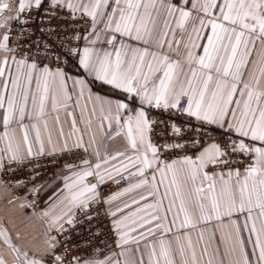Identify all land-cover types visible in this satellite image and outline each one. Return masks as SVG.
<instances>
[{
    "label": "snow or ice",
    "instance_id": "obj_1",
    "mask_svg": "<svg viewBox=\"0 0 264 264\" xmlns=\"http://www.w3.org/2000/svg\"><path fill=\"white\" fill-rule=\"evenodd\" d=\"M45 3L47 8L44 7ZM33 9L43 10L49 16L65 12L73 23L79 19L81 27L88 31L74 35L72 39L86 40L88 43L83 47L82 54L78 48L71 46L68 52L78 57L84 72L127 94L125 100L138 97L141 108L125 119L122 111L130 110L128 103L117 100L113 112L112 102L106 101L108 116L105 119L109 120L110 128L114 123L116 135L124 138L125 151L101 156L98 148L89 153V147L79 140L75 142L74 148H83L95 160L81 156L79 163L65 164L67 171L60 174L62 187L49 198L47 208L39 212L46 223L40 245L16 243L22 240L20 233L17 231L13 236L7 227L0 225V240L14 254V264H121L119 259L113 260V256L124 255L125 246L129 244H135L139 251L141 240L149 248V264H176V250L170 241L163 238L150 241L149 238L155 237L157 232L163 237L171 231V227L166 226L169 213L172 214L171 225L183 213L180 228L190 226V206L187 199H181L179 209L174 212V201L170 202L163 209L162 216L160 213L163 198L168 194L167 188L164 197L142 205L141 201H147L159 191L156 175H152L151 181L146 178L149 170L160 173V184L164 183L167 173H172L171 183L176 185L177 198L181 196L178 177L184 185L191 184L198 195L203 189L196 186L197 180L201 183L208 181V191L212 193L211 203L207 204L202 199L195 201L199 219L207 221L213 216L220 219L235 213L244 214L243 224L233 222L235 236L229 243L227 255L232 257V264H264V0H0V29H4L0 33V123L5 129L0 140L6 141L5 147L0 149V172L5 169L15 171L12 165L21 168L34 156L46 154L39 125H26L25 120L39 121L42 118L50 80L58 82L65 99L69 98L65 89L66 81L71 77L60 68L53 70L48 64L42 63L47 56L39 53L33 55L27 41H13L10 22L28 25ZM25 12L29 13L28 18H23ZM161 18L162 32L158 31ZM176 30L182 34L188 32L182 60H173L163 51L165 44L169 51L173 43L180 45L181 41L174 39ZM19 31L23 33L28 29L21 28ZM48 31L54 30L49 28ZM169 32L173 40L167 39ZM204 39L206 44L197 43ZM97 43L108 47L97 50L94 47ZM138 45H154L157 51L150 52L149 47ZM51 47L47 46L46 51ZM198 48H202L203 54L196 51ZM257 49L259 60L255 63L260 66L259 75L253 71L245 80L247 65L254 63L250 57ZM56 61H59V56H56ZM146 61L149 74L142 71ZM153 62L157 67H154ZM185 65L187 72L184 71ZM157 72L161 74L157 76ZM86 84L85 79L73 80V85L80 87L81 95ZM182 101L186 103L182 104ZM29 102L32 111H29ZM143 105L165 112L178 109L186 113L188 118H194L202 124L217 125L221 130H226L224 135L234 133L236 138L226 142L223 147L213 143L195 157L186 155L182 159L161 164L158 148L150 137L153 129ZM13 125L22 130L20 142H15ZM29 127L35 130L34 140H30ZM44 127L47 130L46 123ZM171 130L176 134L181 133V128L174 124ZM47 142L52 143L51 132L48 133ZM91 143H96L95 137ZM165 146L173 149L184 147L180 143ZM62 150L72 151L67 140ZM237 153L248 154L253 161L243 172L230 167L234 163L231 157ZM47 155L54 156L56 152L53 149ZM111 162H118V165ZM210 165L229 167L226 172L209 175L206 169ZM130 177H136L138 182H130L123 191L114 193L106 200L102 199L101 185L108 182L119 184L120 180ZM22 183L17 181L15 186ZM0 184L7 186L3 181ZM149 185L155 191H149L147 195L141 193L139 199L133 197L130 203L125 201L122 207L117 205L107 213L113 218V230L117 237L115 243L122 249L120 253L105 256L103 260L89 258L85 254L67 255L78 246L64 243L71 239L65 235L68 231L65 225L75 227L77 222L82 223L76 219L78 213L91 220L94 217L89 213L93 205H112L125 194ZM32 194H35V190ZM8 203H13V199H9ZM20 206L27 209L37 205L31 201ZM254 211L256 218L260 219L259 227L253 217ZM244 230L249 233L247 240L243 237ZM176 239L179 245L180 238ZM248 243L252 246L250 250L247 248ZM94 251L99 252L100 249ZM178 252L181 258L185 256L183 245H179ZM204 252H207V247ZM191 256L192 264H196L194 250ZM0 264H7L2 256ZM125 264H144V261L134 259L125 261ZM183 264H188L187 260H183Z\"/></svg>",
    "mask_w": 264,
    "mask_h": 264
},
{
    "label": "crops",
    "instance_id": "obj_2",
    "mask_svg": "<svg viewBox=\"0 0 264 264\" xmlns=\"http://www.w3.org/2000/svg\"><path fill=\"white\" fill-rule=\"evenodd\" d=\"M175 2V0H174ZM7 15V13H5ZM191 23V22H190ZM173 28L175 25L173 24ZM4 29H0V33H3ZM158 31H163V23L162 18L158 21ZM189 32L191 28L189 26ZM103 36L101 39L103 40ZM168 40H173L172 33L169 32L167 36ZM174 39L176 41H181L180 45L177 46L173 43L172 50L169 51L167 44L163 49L164 52L168 53L173 60L183 59V53L185 51L184 44L188 40V32L181 33L179 30H176ZM88 42L86 40H82V44L80 47V53L82 54L83 47ZM198 44H206V39L197 41ZM141 47H149V51H157L155 46H143ZM97 50L101 48H107L108 46L105 44L97 43L94 46ZM177 50L179 55L177 54ZM199 54L202 53V48L196 49ZM150 60V58H148ZM254 63L247 65V71L244 74V79L247 80L250 73L256 71V74L259 75V64L255 63L259 60V49L253 53L250 57ZM147 62L142 69L144 74L148 73ZM154 67H157L156 63L153 62ZM53 70L57 69L56 67L50 66ZM184 71L187 72V65L184 66ZM65 72V71H64ZM68 77L66 81V92L68 95V99H65L64 92H62L59 88L58 82H52L50 80L49 85V93L48 99L45 102V109L42 118L37 120H25L26 125H30L32 123H37L40 127L41 136L45 140V152L46 154L51 152L53 149L55 152L63 151V145L65 140H67L68 146L70 149L74 148V144L76 141H81L83 145L89 147L90 153L95 149H99L101 156L105 154H115L117 151H125L126 142L122 136L116 135V126L113 123V126L109 127V120L105 119L108 116V104L106 101H111L113 104V112L115 102L117 100L128 103L129 111H122L123 117L126 119L129 115H133L134 111L139 110L141 108V103L138 97L134 100L132 97H128L125 100V96L127 94L122 93L120 90L114 89L111 85L104 83L101 80H97L94 76L89 75L84 72L82 67L80 66L79 71H68L65 72ZM161 73L157 72L156 75H160ZM75 79H85L87 84L83 95L80 94V87L78 85H73V80ZM155 79V77H152ZM151 87V85H149ZM32 90H35V84L32 85ZM238 98V97H237ZM53 99H55V107H53ZM144 107V105H143ZM2 111V110H0ZM29 111L31 109V103L29 102ZM231 119V117H229ZM73 121H75V127H73ZM47 124V130L44 125ZM123 123V121H122ZM217 126V125H216ZM13 129H15V142L22 141V130L17 126L13 125ZM61 130L63 131V135H61ZM5 129L0 123V136H3ZM51 132L52 135V143L49 144L47 142L48 133ZM29 137L30 140H34L35 130L29 127ZM95 137V144H92V138ZM213 144V143H211ZM208 144L204 146L199 152H201L205 147L210 146ZM6 145L5 140H0V149L4 148ZM258 146V145H257ZM198 152V154H199ZM129 154H131L129 152ZM183 158V157H182ZM182 158H173L169 161H160L163 163H170L173 160H179ZM90 159L95 160L94 156H90ZM79 163V162H76ZM117 163L118 162H111ZM246 168V167H245ZM244 168V169H245ZM244 169H239L243 172ZM135 171V169H132ZM228 169H214L206 171L209 175H214L220 173L221 171L226 172ZM67 169L65 165L60 167L53 175L46 178L45 180L40 181L35 187L40 195V205L35 208H22L20 205L22 200L14 199V196L5 186L0 184V225H3L8 228V230L15 236V233L18 231L22 237L21 241H15L16 243H23L25 246L31 245H40L42 243L44 232L46 229V223L39 216V212L41 209H45L48 206L49 198L53 197L54 194L62 187V179L61 173L66 172ZM156 175V182L158 184L159 191L156 196L149 197L147 201H141V204L145 203H154L159 200L161 197H164L165 189H168V194L163 198V206L161 210V215L163 216V209H166L170 202L174 201L173 211H177L179 209L180 200L187 199L190 212L192 213V221L191 225L185 228H180V223L183 220V213L179 214V219L176 221L174 225H171L170 222L172 220V214L168 215V223L166 226L171 227V231L166 235L161 237V233L157 232L155 237H150V241H158L160 238H163L165 241H170L172 244V248L176 250L175 252V261L176 264H183V260H187L188 264H192V256L191 253L194 250L196 254V264H221L223 260V264H232V257L227 255V249L229 243L235 236V228L234 223L237 222L240 224L244 223V214L235 213L231 217L222 216L220 219H216L213 216L210 220H201L199 219V213L195 209V201L197 199L204 200L205 203H211L212 193L208 191V181H201L198 179L196 182V186L201 187L203 191L198 195L195 193L194 188L191 184L184 185L181 178H177L178 182L181 183V196L179 198L176 197V185H173L172 173H167L164 178V183L160 184L161 175L159 172L153 173L151 170L146 172V178L151 181L152 175ZM125 176L128 175L127 172L124 173ZM91 179V178H90ZM217 179V191L219 190V177ZM136 183V177H130L127 179V182L113 190L106 197H110L116 192L123 191L124 188L129 186V183ZM149 191H155L150 185L143 187L139 190H136L132 193L125 194L120 197L118 200L114 201L112 205L106 204L107 211L109 209H113L119 205L123 206V202H131V199L135 197L139 199V195L142 193L147 195ZM191 191V198L189 199V192ZM9 199H13V203H8ZM136 207V206H134ZM119 215V214H118ZM253 217L256 219L257 227L260 225V219L256 218V212L254 211ZM109 220L112 225L113 218L109 215ZM251 224V221H249ZM113 228V225H112ZM115 241L117 239L116 233ZM133 235H136L133 233ZM249 233L247 230L243 231V237L247 240ZM177 237L180 238L179 245H183L185 249V256L183 258L180 257L178 248L179 245L177 243ZM189 240L191 241V248L189 247ZM205 247H207V252H204ZM251 243L247 244V248L251 249ZM139 251L136 250L135 244H129L125 246L124 255L122 256H113V260L119 259L121 264H125V261L131 262L134 259H143L144 264H149L150 261V253L149 248L146 246V242L141 240L139 245ZM122 251L121 248L117 247L115 243V250L108 253L105 256L112 255L113 253H120ZM0 256H2L7 264H14V254L7 248L6 245L3 244L2 240H0ZM99 257L95 258L93 256L88 255L89 258L103 260L105 258Z\"/></svg>",
    "mask_w": 264,
    "mask_h": 264
},
{
    "label": "built area",
    "instance_id": "obj_3",
    "mask_svg": "<svg viewBox=\"0 0 264 264\" xmlns=\"http://www.w3.org/2000/svg\"><path fill=\"white\" fill-rule=\"evenodd\" d=\"M44 7L47 8V3H45ZM30 15L31 22L28 25L10 22L13 29L11 32L13 41L19 43L27 41L28 46L33 51V55L37 53L41 56L46 55L47 59L43 60L42 63L60 68L65 72L79 71L78 57L68 52V47L78 48L80 51L82 40L78 41L72 39V37L88 31L81 27L82 22L77 19L73 23L67 18L65 12H56L54 15L49 16L43 10L37 11L33 9ZM28 16V12L23 14V18H28ZM21 28H27L28 31L20 33L19 30ZM49 28L54 31L49 32ZM40 29H44V31ZM18 36L20 37L19 40L16 39ZM49 45L52 47L46 51ZM56 56H59V61H56ZM185 103L186 101H182V104ZM144 109L147 112V117L153 129L150 137L158 148L159 161H169L173 158H182L186 155L195 157L208 144L216 143L223 147L226 142L236 138V134L234 133L232 135H224L226 130H221L216 125L202 124L194 118H188L186 113L178 109L165 112L161 109L149 108L148 105H144ZM173 124L181 128V133L176 134L171 130ZM174 143L183 144L184 147L173 149L165 146ZM89 153H85L83 148H73L70 152L58 151L54 156L47 154L40 157L34 156L30 162L25 163L21 168L12 165V169L15 171L5 169L4 172H0V181L5 182L6 188L14 196L20 198L23 203L35 201L38 206L40 205V195L35 186L40 181L53 175L66 163L79 162V157L81 156H88L90 158ZM231 159L234 163L230 167L234 169H244L253 162L248 154H233ZM228 167L224 166L221 168L210 165L207 169H228ZM17 181H23V183L15 186ZM126 182L127 179L120 180L119 184L108 182L101 185L100 192L102 199L106 200L109 193L123 186ZM2 185L4 186V184ZM34 190L35 194H32ZM107 213L106 203H98L93 205L89 213V215L94 217L93 219L88 220L83 214L78 213L76 219L77 221H82V223L77 222L75 227L65 225L68 228L65 235L70 236L71 239L64 241V243L69 246H78L76 250L67 253L69 257L85 254L86 256L90 255L99 258L115 250V234ZM95 249H100V251L95 252Z\"/></svg>",
    "mask_w": 264,
    "mask_h": 264
}]
</instances>
